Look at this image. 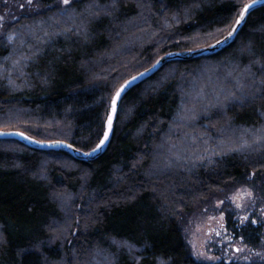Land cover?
Wrapping results in <instances>:
<instances>
[{
    "label": "trees",
    "instance_id": "trees-1",
    "mask_svg": "<svg viewBox=\"0 0 264 264\" xmlns=\"http://www.w3.org/2000/svg\"><path fill=\"white\" fill-rule=\"evenodd\" d=\"M53 1L0 36V129L87 150L117 86L165 52L221 36L248 0ZM202 131L217 141L209 156L174 154L173 137ZM244 184L264 192V5L218 53L167 62L130 88L95 160L0 138V264H264L196 261L183 233L198 206ZM226 220L258 244L259 225Z\"/></svg>",
    "mask_w": 264,
    "mask_h": 264
},
{
    "label": "rangeland",
    "instance_id": "rangeland-1",
    "mask_svg": "<svg viewBox=\"0 0 264 264\" xmlns=\"http://www.w3.org/2000/svg\"><path fill=\"white\" fill-rule=\"evenodd\" d=\"M57 1L66 4L65 0H54L52 4ZM69 1L70 0H68V2ZM37 2L38 0H0V36H12L7 31L6 25L19 19L22 14H31L41 9L36 4ZM229 28L222 33L221 36L224 35ZM219 37L220 36L215 37V39H212L208 44ZM213 77L212 81L217 83V79L215 76ZM210 85L213 88L215 87L211 82ZM217 93L214 92L215 97H218L217 95L220 94V92ZM180 109V112L178 111L176 115L177 119H179L178 122L183 121V119H188L184 113H187V111L189 113V109H187L184 104L180 106ZM181 112L183 113L181 114ZM58 126L61 127L60 125ZM220 128H222L221 130L227 129L225 126H221ZM262 131V128L255 129L256 135L254 138H260V136H262ZM249 132L251 131L244 129L238 131V133H231L230 135L242 139L244 137L241 136ZM203 134H206L207 137L205 138ZM202 138L205 139L199 143V139ZM210 138L205 131H202L200 132L198 140L195 136L190 139L191 141L185 137H180V139L178 137H173L171 139L173 142L172 144L169 143V145L171 144V149L173 147L174 154L177 152L182 155H188L192 152L194 154L197 151L199 153L200 150H204L205 156H209L214 148L213 146L217 143V141L212 143ZM222 142L224 143L218 141V145L225 147L228 145H235V143H230L229 141L222 140ZM162 146L164 147V145ZM195 155L197 156V154ZM61 200H64V202L66 201V199ZM228 214H232V219L237 221L239 225H243L247 222L258 223L257 225L260 227V233L257 245H249L245 243L241 237L233 236L231 232L227 230L226 217ZM183 233L189 245L191 255L196 261L204 263L215 261H234L238 263L264 261V192L255 191L249 184L239 185L231 188L229 191L222 192L219 197L209 202L202 203L187 217L183 225ZM96 255L97 252L94 251L90 260H93Z\"/></svg>",
    "mask_w": 264,
    "mask_h": 264
},
{
    "label": "water",
    "instance_id": "water-1",
    "mask_svg": "<svg viewBox=\"0 0 264 264\" xmlns=\"http://www.w3.org/2000/svg\"><path fill=\"white\" fill-rule=\"evenodd\" d=\"M250 5L247 11L244 12L243 19H240V14L244 11V5ZM264 0H248L245 2L237 14L233 24L229 30L210 44H206L196 48H189L185 50H171L160 55L151 65L137 73L129 76L125 79L114 91L110 104L108 113L104 123L103 133L98 140V142L90 149L83 150L80 149L70 142L63 139H52V140H41L35 137H32L20 130L15 129H0V138H12L16 139L26 146L31 148L40 149V150H63L68 152L73 158L82 160V161H92L98 158L108 147L110 140L112 138L115 122L117 119V112L120 105V102L126 92L133 86L142 82L146 78L153 75L157 72L165 63L174 61V60H190L192 58L209 56L218 53L222 49L226 48L230 43H232L237 34L239 33L242 26L245 24L248 15L255 10L256 8L263 6ZM240 19V23L237 24L236 21ZM231 33V35H229ZM119 92V97L116 96V93ZM115 101V103H113ZM111 117V124L109 125V118ZM107 133V139L105 140V134ZM104 140V143L101 144L100 141ZM99 145V147H97Z\"/></svg>",
    "mask_w": 264,
    "mask_h": 264
},
{
    "label": "snow or ice",
    "instance_id": "snow-or-ice-1",
    "mask_svg": "<svg viewBox=\"0 0 264 264\" xmlns=\"http://www.w3.org/2000/svg\"><path fill=\"white\" fill-rule=\"evenodd\" d=\"M67 2H68V0H65V3H67ZM249 7H250V5H247V4L244 5V11L241 12V14H240V19H243L244 12L247 11V9H248ZM240 19H238V20L236 21L237 24L240 23ZM229 35H231V33H229ZM119 95H120V93L117 92V93H116V96L119 97ZM113 103H115V101H113ZM110 124H111V117L109 118V125H110ZM106 139H107V133L105 134V140H106ZM100 143L103 144V143H104V140H101ZM97 147H99V145H97Z\"/></svg>",
    "mask_w": 264,
    "mask_h": 264
},
{
    "label": "bare ground",
    "instance_id": "bare-ground-1",
    "mask_svg": "<svg viewBox=\"0 0 264 264\" xmlns=\"http://www.w3.org/2000/svg\"><path fill=\"white\" fill-rule=\"evenodd\" d=\"M137 73V72H136ZM25 145V144H24ZM253 223V222H252ZM258 224V223H257ZM258 229V228H257ZM240 233V232H239ZM261 236V235H260ZM237 238V237H236ZM251 241V240H250ZM233 242V241H232ZM216 262V261H215ZM220 262V261H219Z\"/></svg>",
    "mask_w": 264,
    "mask_h": 264
}]
</instances>
